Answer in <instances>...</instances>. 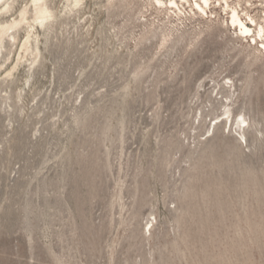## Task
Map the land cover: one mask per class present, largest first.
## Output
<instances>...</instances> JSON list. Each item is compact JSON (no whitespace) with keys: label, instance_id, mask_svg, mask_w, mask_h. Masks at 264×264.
Returning a JSON list of instances; mask_svg holds the SVG:
<instances>
[{"label":"rangeland","instance_id":"374dc122","mask_svg":"<svg viewBox=\"0 0 264 264\" xmlns=\"http://www.w3.org/2000/svg\"><path fill=\"white\" fill-rule=\"evenodd\" d=\"M68 1L0 49V264H264V50L217 3Z\"/></svg>","mask_w":264,"mask_h":264},{"label":"bare ground","instance_id":"6f19581e","mask_svg":"<svg viewBox=\"0 0 264 264\" xmlns=\"http://www.w3.org/2000/svg\"><path fill=\"white\" fill-rule=\"evenodd\" d=\"M16 0H0V12L9 13L12 11ZM154 4L156 8L160 7L163 10H172L173 8L180 10V6L184 4L188 5L193 12L194 16L198 13L205 18L213 17L216 19L213 13L214 4L217 5L224 11L226 19L224 20V25L230 31H234L236 38L245 39L248 43H253L259 48L264 50V24L257 22L251 13L247 10H241L240 5L234 6L232 3L234 0H148ZM36 5L33 7V14L35 19L30 22V17L27 16L29 11L25 10L22 13L24 16L22 21H14L11 27H4L0 30V49L3 47V40L8 38V31H12L13 28H18L22 24L28 26L29 29H34L35 24L42 25L49 23L50 21L56 19L53 14L52 8L50 6L51 0H33ZM83 3V0H70L68 1V8L75 9L78 8ZM180 13V12H179ZM251 24V26L249 24ZM53 24V23H52ZM36 30V29H35ZM31 32L28 34V39L26 44L32 36ZM11 40L15 39V34L10 36ZM25 44V45H26ZM251 46V45H250ZM260 46V47H259ZM27 47V46H26ZM29 50V48H28ZM27 51V50H26ZM228 82V81H227ZM228 114V112L226 113ZM245 121L241 120L238 124L240 128L245 127Z\"/></svg>","mask_w":264,"mask_h":264}]
</instances>
